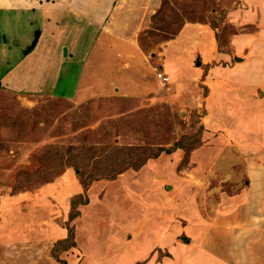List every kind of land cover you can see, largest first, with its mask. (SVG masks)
I'll return each mask as SVG.
<instances>
[{
  "label": "rangeland",
  "instance_id": "374dc122",
  "mask_svg": "<svg viewBox=\"0 0 264 264\" xmlns=\"http://www.w3.org/2000/svg\"><path fill=\"white\" fill-rule=\"evenodd\" d=\"M138 1L142 57L124 71L116 51L100 62L95 51L88 79L82 62L99 29L65 11L0 13V264H128L143 250L133 264H185L178 244L201 242L223 219L224 229H264V0ZM186 24L213 47L196 52L194 31L179 37ZM175 51L182 78L165 73ZM97 72L120 83L66 99L96 89ZM128 147L173 152L93 182L70 221L84 192L73 165L105 172ZM71 226L76 244L63 250Z\"/></svg>",
  "mask_w": 264,
  "mask_h": 264
},
{
  "label": "crops",
  "instance_id": "0c3cea01",
  "mask_svg": "<svg viewBox=\"0 0 264 264\" xmlns=\"http://www.w3.org/2000/svg\"><path fill=\"white\" fill-rule=\"evenodd\" d=\"M118 2V3H117ZM138 0H127V1H120V0H0V13H17V12H36L37 14H43V13H55L56 11L63 12L65 11L69 16L75 15L77 17H80L85 22H88L92 26L99 29L100 33H98L97 37L95 38V41L93 42L92 48L90 52L87 54V58L83 60L82 65V79L83 78H89L91 71L89 72V68H92V59L94 56L95 51H98L99 53V59L97 55L94 56L95 62H100L104 60V57L106 55H109L110 58L113 56V53L111 51H116L117 57L119 56V59L121 60L120 65L118 66V69L126 71L127 68L132 67V65H135V61L140 59L141 51L139 47L137 46V38L136 33L137 29L142 27V19L143 17L139 15V12L143 14L144 10L140 7L141 4H138ZM253 3H255L253 1ZM149 7H151L155 4H157V0H148ZM147 4V5H148ZM143 6V5H141ZM140 7V8H139ZM125 13V14H124ZM130 13H134L132 16L134 18L133 21H131V17L128 19L130 21H126V16H130ZM108 21V24H106ZM188 31H194L195 33V39L198 40L197 42L199 44H196L193 49L196 50V52H200L204 48L205 45H209V48L213 47L214 44L212 36L208 35V37L205 35L201 38V35L199 34V29L195 24H186L183 28L181 35L179 37H182L184 34H186ZM117 42L119 44L120 49L113 50V44ZM102 48V49H101ZM107 49V50H106ZM105 51V53H104ZM192 51V50H191ZM112 54V55H111ZM192 55V54H191ZM201 55V54H200ZM103 56V57H102ZM181 53L174 52V54H170L168 59L166 60L164 64L165 73L169 74L171 73L172 76L182 78L184 74L183 70V64L181 62ZM198 59V58H197ZM200 59V58H199ZM169 61V63H168ZM143 65L145 66V62H143ZM121 66V67H120ZM148 68V67H147ZM142 69L141 72H148V69ZM108 68H106L107 70ZM100 72H97L95 74H92L93 79L95 78L96 81L93 82L99 83L96 87V89L89 88V92L86 93L84 97H73V98H66L70 99L72 101L77 102H83L85 100H88L89 98H92L93 95L99 94L102 91L103 87H106V91L108 90L109 84H117L120 83V79H116L115 77H112L109 73H105L103 75L99 74ZM150 73V72H149ZM170 74V75H171ZM130 75L135 76L133 72L130 73ZM145 76V75H144ZM175 78V79H176ZM82 79L79 85V89L75 92H79ZM99 80H101L99 82ZM93 81V80H92ZM90 82V81H89ZM102 82V87L100 86V83ZM142 82V80H141ZM144 85L145 83L142 82ZM5 86V83H4ZM100 86V87H99ZM150 87H152L150 85ZM121 90L123 93H128L129 84L125 82L123 85H120ZM140 88V86H138ZM177 93L181 94L184 89V85L180 84L178 86ZM139 90V89H138ZM5 90H0V92H4ZM137 91V90H136ZM135 92H131L130 94L136 95ZM11 93L13 95H22V93L19 90H12ZM39 94H49V93H39ZM92 96V97H91ZM58 97V96H57ZM63 98V97H62ZM263 219V218H259ZM221 221V220H220ZM262 221V220H261ZM224 224H218L215 225L213 228V231L208 233L209 235H204L202 232L201 235V242H191L189 244L179 243L178 245L181 247H178L179 249H183L181 251H184L185 247L188 248V251L185 253L180 254L179 259L181 261L186 260L185 264H247L249 262V257L256 253L260 254L259 261L261 264H264V229H245L244 231H239L233 227L231 229H224L223 226H225V219H223ZM258 228L261 223H257ZM166 232L161 231L158 233L159 235H165V237L169 236L166 235ZM170 234V233H169ZM204 239V240H203ZM244 239V240H242ZM163 236L159 239L160 246L162 245ZM197 243V244H196ZM137 244H135L134 248L136 249ZM198 247H195V246ZM163 247V246H162ZM170 251L174 252V255L176 254L177 250L173 249V246L169 245ZM144 250L142 255L135 258L137 259L144 256ZM138 256V255H137ZM176 257V255H175ZM133 259L130 260L128 264H133L135 261ZM172 261L171 259H165L164 263L160 264H170L168 261ZM138 261V260H137ZM180 263V260H179Z\"/></svg>",
  "mask_w": 264,
  "mask_h": 264
},
{
  "label": "trees",
  "instance_id": "16d2710c",
  "mask_svg": "<svg viewBox=\"0 0 264 264\" xmlns=\"http://www.w3.org/2000/svg\"><path fill=\"white\" fill-rule=\"evenodd\" d=\"M39 33L40 31H37V35L35 38L36 41L32 49L35 48L36 46ZM2 87H5V86H4V83L0 79V88ZM120 151H121L120 153L118 152L120 156L109 158L108 161H109V164L112 165V167L107 169L105 172H99V171H94V170L91 172H87L86 168H82V166H80V162L73 165L75 166L76 172L80 174L83 178L82 185L84 187V192L77 194L72 198V201H71L72 211L70 213V221L75 220L80 215V210H79L80 205L89 203L87 192L93 182L104 179V178L116 179V177H118L120 174H123L125 171H127L130 168H133L134 170H139L143 165H145L148 159L157 158L162 152H167L169 154L173 152L171 150L162 148L160 152L147 154V153H143L141 148H138V147L137 148L136 147L123 148ZM75 157L77 159H80V156H75ZM76 158L72 157V159H76ZM95 162L101 163L102 160L96 158ZM60 242L61 244L65 245L63 250H67L75 246L76 244L75 231L72 226L70 227L68 236L65 239L61 240Z\"/></svg>",
  "mask_w": 264,
  "mask_h": 264
},
{
  "label": "built area",
  "instance_id": "2783aa9c",
  "mask_svg": "<svg viewBox=\"0 0 264 264\" xmlns=\"http://www.w3.org/2000/svg\"><path fill=\"white\" fill-rule=\"evenodd\" d=\"M158 77L161 78L163 81H167L168 77L167 76H163L162 73H158Z\"/></svg>",
  "mask_w": 264,
  "mask_h": 264
},
{
  "label": "water",
  "instance_id": "95a60500",
  "mask_svg": "<svg viewBox=\"0 0 264 264\" xmlns=\"http://www.w3.org/2000/svg\"><path fill=\"white\" fill-rule=\"evenodd\" d=\"M235 59H236V60H239L240 58L236 57ZM200 63H201V60L198 58V59H197V64L199 65Z\"/></svg>",
  "mask_w": 264,
  "mask_h": 264
}]
</instances>
